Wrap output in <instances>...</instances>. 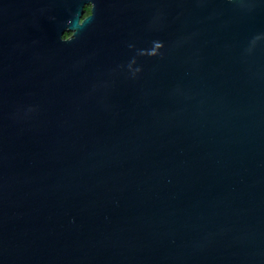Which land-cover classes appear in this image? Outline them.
Returning a JSON list of instances; mask_svg holds the SVG:
<instances>
[{"label":"water","instance_id":"obj_1","mask_svg":"<svg viewBox=\"0 0 264 264\" xmlns=\"http://www.w3.org/2000/svg\"><path fill=\"white\" fill-rule=\"evenodd\" d=\"M0 264H264V0H0Z\"/></svg>","mask_w":264,"mask_h":264},{"label":"flooded vegetation","instance_id":"obj_2","mask_svg":"<svg viewBox=\"0 0 264 264\" xmlns=\"http://www.w3.org/2000/svg\"><path fill=\"white\" fill-rule=\"evenodd\" d=\"M86 9H87V13H85ZM87 14H88V7H84V8H83V14H82V17L86 16ZM82 17H81V18H82Z\"/></svg>","mask_w":264,"mask_h":264},{"label":"clouds","instance_id":"obj_3","mask_svg":"<svg viewBox=\"0 0 264 264\" xmlns=\"http://www.w3.org/2000/svg\"><path fill=\"white\" fill-rule=\"evenodd\" d=\"M156 46H157V47H160L161 45H160V44H157Z\"/></svg>","mask_w":264,"mask_h":264},{"label":"rangeland","instance_id":"obj_4","mask_svg":"<svg viewBox=\"0 0 264 264\" xmlns=\"http://www.w3.org/2000/svg\"><path fill=\"white\" fill-rule=\"evenodd\" d=\"M85 13H87V9H86ZM67 35H68V34H67ZM67 35H66V36H67Z\"/></svg>","mask_w":264,"mask_h":264},{"label":"trees","instance_id":"obj_5","mask_svg":"<svg viewBox=\"0 0 264 264\" xmlns=\"http://www.w3.org/2000/svg\"><path fill=\"white\" fill-rule=\"evenodd\" d=\"M66 36V35H65Z\"/></svg>","mask_w":264,"mask_h":264}]
</instances>
